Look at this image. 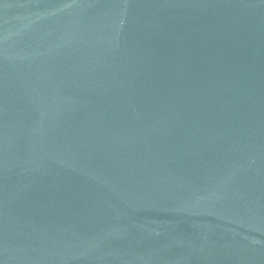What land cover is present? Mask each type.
<instances>
[{"label":"water","instance_id":"95a60500","mask_svg":"<svg viewBox=\"0 0 264 264\" xmlns=\"http://www.w3.org/2000/svg\"><path fill=\"white\" fill-rule=\"evenodd\" d=\"M0 264H264V0H0Z\"/></svg>","mask_w":264,"mask_h":264}]
</instances>
